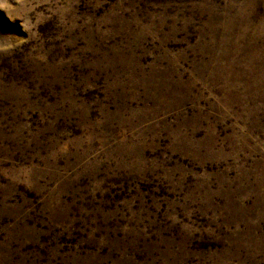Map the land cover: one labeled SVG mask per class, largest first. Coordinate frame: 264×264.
<instances>
[{
	"label": "rangeland",
	"instance_id": "1",
	"mask_svg": "<svg viewBox=\"0 0 264 264\" xmlns=\"http://www.w3.org/2000/svg\"><path fill=\"white\" fill-rule=\"evenodd\" d=\"M0 264H264V0H0Z\"/></svg>",
	"mask_w": 264,
	"mask_h": 264
}]
</instances>
